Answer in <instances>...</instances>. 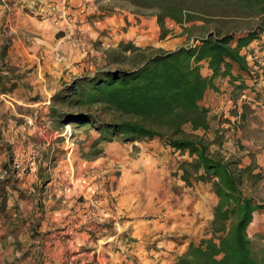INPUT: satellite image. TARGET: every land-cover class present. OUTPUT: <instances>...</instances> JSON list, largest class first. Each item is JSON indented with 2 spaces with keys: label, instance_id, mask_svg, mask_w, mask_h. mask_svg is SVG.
Masks as SVG:
<instances>
[{
  "label": "rangeland",
  "instance_id": "obj_1",
  "mask_svg": "<svg viewBox=\"0 0 264 264\" xmlns=\"http://www.w3.org/2000/svg\"><path fill=\"white\" fill-rule=\"evenodd\" d=\"M96 2H100L106 11H112L113 7H117L144 16H152L156 13L153 9L139 10L123 0H96ZM193 3L204 20H195L186 24V26L192 25V33L186 36L182 44H193L195 37L207 30L222 33L237 32L264 24V14H259L255 9H250L234 0H195ZM37 13L30 14L38 20H46ZM70 17L78 20L77 25L81 24L77 16L71 13ZM95 17V14L86 16L91 19L89 20L91 24L100 21V15L98 18ZM49 20L54 25V22ZM165 23L168 29L173 26L181 35L184 34L182 27L173 21L167 19ZM54 26L57 27L56 34H62L63 37L78 44L81 53L87 51L88 43L86 39L84 40L80 27L69 38L65 36L66 31L62 26ZM170 31L169 34L172 35L174 32L172 29ZM91 43L100 45L101 41H91ZM91 48L93 45L88 49ZM245 51L251 69L258 71L260 67L255 69L259 65L258 58L254 57V52ZM0 53H3V57L0 58V69L12 77H17L13 92L0 93V143L4 144L2 149L0 148V178L3 174L1 165L8 160V154L11 153L14 162L10 163V169L16 171L18 186L26 195L20 201L22 215L27 217L29 212L34 210L37 216L43 217L39 218L40 220L34 218L35 221H40L36 227L37 237L31 238L29 224L21 229L18 236H8L5 246L0 245V248L2 247L0 264H79L84 259L87 262L83 264H97L101 252H91L96 246H103L104 241L101 237L110 233L109 241L113 245L111 249L123 252L131 249L133 239L120 230L128 212L119 204L120 196L125 194L121 189L128 186V180L124 181L127 176L124 177L121 173L122 165L133 164L138 169L140 175L133 185L143 187V192H139L144 196L143 208L152 213V207L149 205L150 189L157 187L162 181L160 177L165 176L172 184L174 194L178 195L179 162L189 160L187 153L181 154L165 147V151L155 150L154 154L149 152L154 150L149 147L144 153L137 144L123 143L117 139L91 147L94 139L98 137L94 126L89 124L79 127L75 124L56 126V122L48 116L52 96L69 88V84L74 80L72 72L68 75L64 72V76L51 78L52 74L48 70L39 69L37 63H22V56L19 54L18 66L6 65L4 51L0 50ZM96 57L98 56L92 54L90 60ZM103 60L104 58L99 62L97 69L106 67V61ZM40 65L42 66V63ZM202 73L203 75L209 73L205 66L202 68ZM216 83L217 79H215ZM216 86L217 90L211 89L206 96V102L200 101V104L208 109L209 128L192 131L186 124L183 129L190 135L204 138L209 143L211 152H218L232 161H239L241 165L248 162L255 165V172L260 171L262 177L254 182L243 180L242 188L255 200L264 201V162L256 163L258 158L252 152L256 150L254 146L264 148V91L255 87L254 91L259 95L258 97L249 90L244 96L237 97L231 91L232 87L229 83L222 85L218 82ZM55 109L60 114L70 112L73 108L55 103ZM91 110L102 118L110 117L101 113L98 106H92ZM241 114L244 115V119L239 117ZM127 161L129 163H126ZM182 185L187 187L184 183ZM188 187L195 192L191 203L186 197L189 190L182 196L178 195L179 200L189 209L202 210L203 215L206 213L205 209L211 210L212 203L214 205L216 203L211 186L198 183ZM103 189L108 192L106 195L101 192ZM118 189L120 192H117ZM183 198L187 200L182 201ZM181 202L174 208L179 207ZM48 210L55 211L53 213L55 220H52L51 226L44 223ZM210 220L204 219V216L199 217L191 231L189 227L188 232L183 235H192V240H198L204 236ZM202 221L207 222L202 224ZM89 222L104 225L98 235L89 233L90 238L85 239L78 246L79 244L74 241L75 232L80 225ZM1 231L0 228V233ZM115 233L117 236L114 235ZM247 233L255 247L264 242V215L256 216V222L248 227ZM184 237L181 236V239ZM16 240L21 243L14 244ZM179 242L182 243L181 240Z\"/></svg>",
  "mask_w": 264,
  "mask_h": 264
},
{
  "label": "trees",
  "instance_id": "obj_2",
  "mask_svg": "<svg viewBox=\"0 0 264 264\" xmlns=\"http://www.w3.org/2000/svg\"><path fill=\"white\" fill-rule=\"evenodd\" d=\"M123 1L139 10H155L161 39L171 33L167 19L181 26L186 36L192 33V25L187 23L204 20L195 0ZM234 1L264 14V0ZM262 36L264 24L237 32L207 30L195 37L193 44L169 51H152L120 41L105 51L106 67L75 77L67 90L52 96L48 116L56 126L95 127L98 137L91 147L116 139L132 144L156 140L165 148L189 156V160L179 162L177 176L181 182L190 187L198 183L211 186L216 203L206 232L198 240H189L173 264H264V242L255 247L247 233L254 213H264V201L255 200L242 188L243 180L254 182L262 177L261 172H255L252 163L241 165L211 152L204 138L183 129L186 124L192 131L209 128L208 109L200 101L206 90H217L215 79H227L237 97L247 90L255 93L256 83L264 79V67L261 73L253 71L242 50ZM204 64L210 71L208 75L202 73ZM16 79L0 69V93L13 92ZM55 103L73 109L59 114ZM92 106L110 117L98 116ZM243 116L239 115L241 119ZM3 145L0 143L1 149ZM13 162V154L9 153L1 165L0 242L9 235L18 236L28 224L31 238L37 237L40 221L34 218H43L36 212L23 217L20 201L26 195L18 186L16 171L10 169Z\"/></svg>",
  "mask_w": 264,
  "mask_h": 264
},
{
  "label": "crops",
  "instance_id": "obj_3",
  "mask_svg": "<svg viewBox=\"0 0 264 264\" xmlns=\"http://www.w3.org/2000/svg\"><path fill=\"white\" fill-rule=\"evenodd\" d=\"M58 1L66 2L70 5V12L79 18L81 22L79 25L82 30L81 34H83L84 40L86 39L88 43L87 51L81 53L78 44L63 37L62 34H56L57 27L50 23L49 19L38 20L30 14H36L42 7H48L53 0H0V50L4 51V62L6 65L18 66L19 54L22 56V63H37L39 69L42 68L43 71L48 70L52 74L51 78H57L63 75L64 72L65 75L72 72L75 78L95 72L99 62L103 58V62H105V51L108 48L116 47L120 41L132 42L134 45L142 48L150 47L152 51L159 48L168 51L175 50L178 47L187 45L182 44L186 38V34L181 35L180 31H177V28H173V26L170 29H172L174 34H168L161 39L160 28L155 15L144 16L117 7H113L112 11H106L100 5V2H96V0ZM91 14H95V18H98L100 15V21L98 23L92 22L91 24L89 22L91 19L86 18V16ZM167 24H169V21H167ZM91 41H101V43L100 45H94ZM91 45H93V48L88 49ZM245 50L254 52V57L258 58L257 62L260 65L255 67V69L260 67L258 71L261 73L264 67V36L259 40L253 41L242 52L246 53ZM92 54L98 57L90 60ZM40 63H42V66ZM204 66L209 72L208 74H210L206 64ZM218 82H221L222 85L228 84L225 78H217L216 85H218ZM256 88L264 91L263 78L258 80ZM210 90H206L202 101L206 102V96ZM205 106H207V103ZM133 144L140 146L144 153L148 151L149 147L154 149L149 151L153 154L155 150L165 151L164 147L156 140L134 142ZM254 147L256 150H252V152L258 158L256 163L262 164L264 162V148ZM126 163H129V161ZM248 164L250 162L245 165ZM157 170H162V168H157ZM121 171L122 176H127L124 181L128 180V186L126 188L121 187V190L125 194L120 196L119 204L121 208H125L128 212L126 213L125 220L121 223L120 230L133 239L132 247L126 250V252L115 251L111 249L113 245L109 241L111 233L110 235L102 236L101 238L104 241L103 246H96L91 252H101V257L97 258V264H173L176 258L185 251L188 241L192 238V235H183L186 234L185 232H188L187 228L190 227L189 231H191L193 224L197 223L198 218L201 216H204L206 220H210L212 218L214 203L210 207L211 210L205 209L206 213L204 215L203 211L198 208L189 209L178 197L184 195L189 190V194L186 197L191 203L195 192L188 186H183V182L179 181L178 186L180 188L178 195L180 196L175 195L172 184L169 183V180L165 176H161V183L157 187L150 189L151 202L149 205L153 210L151 213L143 208L144 196L142 193H139L143 192V187H138L136 184L133 185V182L136 183L135 180L140 175L138 169L133 164H123ZM101 192H104L105 195L108 193L104 189ZM183 199L182 201L187 200L186 198ZM180 202L181 205L174 208ZM192 206L195 207L196 204H192ZM32 212L34 210H31L29 214H32ZM54 212V210H48L44 217V223L52 225V220H55ZM263 215L264 213L255 212L254 220L251 224L256 222V216L261 217ZM206 222L202 221V224ZM91 223H84L76 230L74 241L79 244L78 246L85 239L88 240L90 238L89 233L98 235L104 225L98 222ZM181 236H185L184 239H181ZM180 240L182 243L179 242ZM5 241L6 239L0 242L2 247L5 246ZM37 252L39 251L37 250ZM85 262L87 260L84 259L79 264Z\"/></svg>",
  "mask_w": 264,
  "mask_h": 264
},
{
  "label": "built area",
  "instance_id": "obj_4",
  "mask_svg": "<svg viewBox=\"0 0 264 264\" xmlns=\"http://www.w3.org/2000/svg\"><path fill=\"white\" fill-rule=\"evenodd\" d=\"M37 14H40L46 19H51L56 26H62L63 30L66 31L65 36L69 38L79 27V25H77L78 20L74 17H70V9L66 2L53 0L48 7H42ZM241 96H244V94Z\"/></svg>",
  "mask_w": 264,
  "mask_h": 264
}]
</instances>
